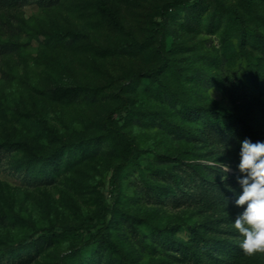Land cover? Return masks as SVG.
<instances>
[{
    "label": "rangeland",
    "instance_id": "1",
    "mask_svg": "<svg viewBox=\"0 0 264 264\" xmlns=\"http://www.w3.org/2000/svg\"><path fill=\"white\" fill-rule=\"evenodd\" d=\"M107 1L123 31L99 19L95 0H0V144L21 143L0 152V248L26 241L0 264H194L191 228L202 235L220 225L180 192L170 198L176 178L190 179L177 157L213 169L230 161L205 147L209 138L191 129L178 99L232 122L221 85L233 74L264 101V81L254 77V65L264 69V0L167 9V31L150 39L158 8L176 0ZM158 50L168 58L162 73ZM123 99L129 112L115 119L138 162L124 169L114 197L110 177L122 156L103 120ZM56 151L53 162L31 156ZM98 192L113 205L106 236L115 249L102 239L88 253L70 252L79 233L37 232L86 221ZM244 264H264V254Z\"/></svg>",
    "mask_w": 264,
    "mask_h": 264
},
{
    "label": "trees",
    "instance_id": "2",
    "mask_svg": "<svg viewBox=\"0 0 264 264\" xmlns=\"http://www.w3.org/2000/svg\"><path fill=\"white\" fill-rule=\"evenodd\" d=\"M201 4V0H176L160 6L157 11L159 20L154 21L150 27L148 39L160 34L163 38L167 31L168 16L167 9H182L193 11ZM96 13L99 19L106 26L115 31H123L124 25L118 17L116 11L110 6L107 0H95ZM139 45L137 42H133ZM163 42H161V45ZM122 46V45H121ZM163 46V45H162ZM160 64L155 69V73L164 72L168 65V58L158 50ZM255 78H261L264 81V69L260 65H254ZM258 76V77H257ZM138 75H133L136 79ZM221 92L227 98L233 107V121H229V115L223 110L212 112L210 109L190 103L184 97L178 99L181 108L186 114V118L193 119L191 129L196 127L202 130L203 137L208 140L205 147L212 153L215 151L218 155L224 152V158L230 159L225 165L230 166L235 173L232 175L225 172L223 168L213 169V165L187 164L182 156L176 159L181 164L178 170L184 171L190 178L188 183L181 178H176L174 188L168 187V190H174L171 199H175V194L180 192L184 198L190 199L193 204H197L200 210L206 214L217 215L216 223H220L217 228H209V233H201L197 227H192V240L195 247L187 248L190 250L194 264H244L250 260L251 255H245L238 247V234L231 227V219L240 211L231 201L234 199L232 192L225 187L231 185L237 191L240 186L236 183V176L239 175L237 165L239 163L240 141L250 139L253 142L264 141V101L259 94L251 90L242 78L237 75H228L221 85ZM130 101L124 100L115 109H113L103 120V126L116 137L119 141L121 152V161L113 167L110 183L113 187V196L116 197L120 192V180L125 168L138 162V151L135 141L126 133L122 132L116 117L120 120L122 116L129 112ZM187 130H190L187 128ZM196 139H200L195 136ZM197 147V146H196ZM7 148H21V143L11 140L0 144V152ZM192 149V148H191ZM57 151L50 155H42L31 152V156L38 162H53L57 157ZM55 156L54 158H52ZM54 159V160H53ZM185 166L188 170L185 169ZM222 170V171H221ZM159 171V170H157ZM187 171L189 172L187 174ZM220 175L232 176L226 182L219 180ZM192 182V186L190 184ZM191 186L189 190H183L182 186ZM200 193V194H199ZM113 213V205L104 199V195L98 192L97 211L86 221L73 226L51 225L40 229L39 233L45 236L60 235L66 236L73 232L80 234V241L69 246L70 252L76 249L85 251L94 250V245L100 240L115 249L114 244L107 238L108 216ZM224 227L228 229H223ZM199 232V233H198ZM26 241H20L16 245H9L0 248V256H7L12 252L21 249ZM189 246V244H188Z\"/></svg>",
    "mask_w": 264,
    "mask_h": 264
},
{
    "label": "clouds",
    "instance_id": "3",
    "mask_svg": "<svg viewBox=\"0 0 264 264\" xmlns=\"http://www.w3.org/2000/svg\"><path fill=\"white\" fill-rule=\"evenodd\" d=\"M239 143L236 183L240 190L225 186L233 194L231 203L240 209L231 219V227L238 234V247L245 255L264 254V141L246 138ZM224 171H229L227 165ZM221 180L225 181V177L221 176Z\"/></svg>",
    "mask_w": 264,
    "mask_h": 264
}]
</instances>
